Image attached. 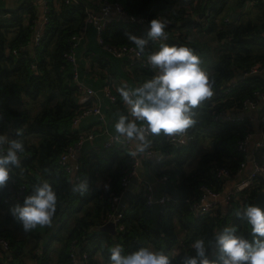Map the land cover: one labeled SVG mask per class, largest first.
Segmentation results:
<instances>
[{"label":"trees","instance_id":"16d2710c","mask_svg":"<svg viewBox=\"0 0 264 264\" xmlns=\"http://www.w3.org/2000/svg\"><path fill=\"white\" fill-rule=\"evenodd\" d=\"M109 1H119L130 16L146 17L149 21L159 18L164 22L168 29L165 44L193 50L210 82L214 81L213 95L194 110L197 123L190 128L195 137L193 143L178 146L163 135L149 138L151 146L170 154L163 162L147 160L145 164L155 180L167 177L165 184H158L157 193L169 194L171 201L148 207L139 191L122 210L124 230L112 236L99 227L106 224L112 197L120 196L123 191L121 179L130 169L128 152L119 147L103 148L99 152L81 151L77 156L78 177L88 184L83 195L72 191L75 179L59 164L60 156L81 134L73 126L81 105L73 69L65 54L70 50L71 37L84 26L88 3L50 0L45 13L47 22L36 44L34 30L40 18L36 4H24L10 16H0V135L16 138V130L20 129L25 147L20 154L21 166L10 173L18 183L25 184V196L14 200L17 187L10 180L0 188V239H5L9 245L7 264H70L71 254L77 247L81 262L110 264L109 249L117 243L125 254L145 247L163 251L172 264H180L183 256L194 255L191 245L197 238L206 242L212 240L214 248V233L225 227H235L238 235L253 239L250 226L238 218L236 212L254 205L257 193L264 188L262 178L233 197L232 207L224 211L196 218L191 214L190 203L200 195L199 188L203 184L223 192L229 180L238 178L240 165L246 161V156L237 151L236 143L248 133H255L251 122L247 118L220 121L215 120V116L224 111H243L245 100L255 99L256 92L264 94V75H243L253 67H264V0ZM249 6L255 7L256 13H252ZM195 29L201 35H211L217 47L191 37L190 32ZM148 31L149 27L138 23L112 21L104 30V39L109 45L119 47L135 46L125 33L144 38L148 40L142 54L145 57L160 48L149 39ZM102 50L101 53L92 50L91 66L98 64L97 73L102 76L103 85L111 83L117 97V101L105 109L109 130L116 133L117 113L129 114L116 91L118 86L124 85L121 78L126 80L128 88L134 89L151 79L154 73L139 63L128 69L127 58H123L126 69L118 68L115 64L120 59ZM32 64H36V68H32ZM240 75L243 78H239ZM33 109L35 114H32ZM258 129L264 133V120ZM206 140L210 148L201 151L195 167L189 169L187 164L197 145ZM253 157L264 166V145L253 150ZM220 167L228 169L229 178L217 177L216 170ZM45 180L56 192V213L51 226H43L42 234L48 236V241L43 247L29 248L27 240L19 236L22 224L10 209L18 204L23 206L33 186ZM54 243L60 245L57 259L51 254ZM178 247L179 252L174 254ZM210 254L213 259L219 256L218 251L212 249Z\"/></svg>","mask_w":264,"mask_h":264},{"label":"clouds","instance_id":"9594fccd","mask_svg":"<svg viewBox=\"0 0 264 264\" xmlns=\"http://www.w3.org/2000/svg\"><path fill=\"white\" fill-rule=\"evenodd\" d=\"M165 27L159 18L152 19L147 33L149 39L167 40ZM125 36L136 46L138 55L144 53L148 40L130 33ZM147 62L155 73L151 79L134 89L127 85L116 89L129 113H117L116 139L123 138L134 145L131 157L151 147L150 137L186 133L197 123L194 110L213 95L214 81L210 82L200 58L192 49L161 43L158 51L148 55ZM21 137L20 129L16 130V138L0 135V188L7 185L13 168L21 166L20 154L25 151ZM87 190L86 180L73 181V192L83 195ZM56 207V192L45 180L33 186L23 206L15 205L10 211L23 230L30 232L37 226H51ZM236 216L250 226L252 240L238 235L235 227H225L214 233V248L212 240L206 242L197 238L191 245L194 255L183 256L180 264H264V210L248 205L242 212H236ZM210 249L218 251V258H210ZM109 252L110 264H172L163 251L145 247L125 254L124 248L117 243Z\"/></svg>","mask_w":264,"mask_h":264},{"label":"built area","instance_id":"2783aa9c","mask_svg":"<svg viewBox=\"0 0 264 264\" xmlns=\"http://www.w3.org/2000/svg\"><path fill=\"white\" fill-rule=\"evenodd\" d=\"M75 1V0H66ZM50 0H40L39 5L43 9L42 17V28L47 22L45 13L47 11V4ZM97 8H87L86 17L84 21V26L81 31L71 37L70 40V50L65 54L67 61L71 64L73 69V80L77 86L79 104L81 105L80 112L76 115L73 120V126L78 127L79 122L88 116L97 117L98 127H95L92 130H89L85 133H81L78 141L69 146L65 152L60 156L59 164L62 168L70 175L74 177L75 180L79 179L78 177V163L77 156L81 152L83 143L86 140H92L96 133L104 136L103 148L105 150H110L116 147L126 150L130 159V169L121 179V187L123 189L120 196H113L111 201V212L107 214L108 222H113L115 225L116 231H123L124 226L121 223L123 218L122 209L115 214L117 211L120 198L124 191L128 188L131 180L133 178L138 179L139 167L142 165L144 160H150L154 162H163L166 159L170 158V154L162 150L155 149L151 146L144 153L137 155L136 157H131L130 152L134 150V145L124 140L123 138L117 140V133L111 132L106 125L104 111L102 105L99 103L102 99H106L108 104H114L117 101L116 95L113 93L111 83H106L102 88H94L91 85L85 83L80 76V66L76 58V50L80 46V43L85 38L88 28L92 27L95 31V37L97 43L102 46V48L110 53L114 58H127L128 59V69L136 64H140L143 68L152 71L151 66L147 62L148 56H143L142 54L138 55V49L135 46H119L113 47L105 42L104 39V30L106 26L112 22H121V23H138L145 27H149L150 21L146 17H134L130 16L127 11L124 9L122 4L119 1L111 2L109 0H95ZM34 30V42L35 44L40 41L42 31ZM165 32L168 37V29L165 27ZM177 35V33H175ZM158 43H165L166 40H153ZM32 68H36V64H32ZM264 73V67H253L249 72L243 74L245 76L258 75ZM155 74V73H154ZM255 99H247L243 102V111L256 109L260 104H264V94L256 92ZM236 114L231 111L220 112L215 116V120L225 121V120H239V117L232 118L231 115ZM264 120V114L262 113L259 117V123H262ZM99 129V132H97ZM262 132V131H261ZM254 136V133H248L244 138L240 139L236 143V149L240 153L246 156V161L244 160L240 169L237 172L240 181L234 185L233 189L228 192H218L213 190L211 187L203 184L200 186L199 191L200 195L190 203L191 214L199 218L205 215H212L217 213L219 210L224 211L227 208L232 207L233 197L245 189L250 188L254 184L257 178L260 175H264V166L260 165L253 157V150H257L263 147L264 133L260 141L254 144L253 149L250 147V142ZM169 141L178 146H186L195 141L194 135L191 133V130L188 129L186 133L176 135L174 137H169ZM251 155L252 159L249 161L247 156ZM74 161L75 163H73ZM249 166V171H247ZM246 173V175H244ZM217 177L219 178H229V171L225 167H220L216 170ZM80 180V179H79ZM139 190L143 193L145 203L148 207L154 205H164L165 203L171 201V196L169 194H158L157 185L165 184L167 182L166 176H160L155 181H152L146 177H140L139 179ZM10 181L13 185H16L17 190L14 193V200L17 201L22 199L25 196L26 186L25 184L18 183L15 178L10 175ZM8 242L5 239H0V262L2 264H7L8 259ZM70 264H89L87 261L81 262L76 254V249L74 253L71 254Z\"/></svg>","mask_w":264,"mask_h":264},{"label":"crops","instance_id":"0c3cea01","mask_svg":"<svg viewBox=\"0 0 264 264\" xmlns=\"http://www.w3.org/2000/svg\"><path fill=\"white\" fill-rule=\"evenodd\" d=\"M39 1L40 0H0V16H10L12 12L15 11H19L20 8L22 6H24V4H29L30 2L32 4H36L39 8H40V18H38L36 24H35V30L36 31H42V17H43V9L42 7L39 5ZM85 2L88 3L89 8H97L96 2L95 0H84ZM234 17L236 16L235 14L233 15ZM35 31V32H36ZM91 31L88 30L86 33L85 38L82 40V42L80 43V46L77 48L76 50V58L78 60L79 66H80V76L82 78V80L87 83L88 85H93L92 83H95L94 88H102L103 86V79L100 77V75L97 73L99 70L98 65L95 64L93 67L91 66V60H92V56L94 55V53L92 52V50H90L89 45L91 43V38L89 36V33ZM96 40V37H95ZM97 42V41H96ZM31 47V46H30ZM79 55V58H78ZM120 60H118V62L115 64L116 67L118 68H123L124 70L126 69L125 63H123L124 59L123 58H119ZM128 62V59H127ZM98 77H97V76ZM261 75H264V73H262ZM122 82L124 83V85L127 84L126 80L124 78H121ZM92 86V87H93ZM102 105V109L104 111V115H105V120H106V125L109 128V122H108V117L106 116L105 113V109H108V102L106 99H102V101L99 102ZM264 104H260L256 109H252V110H245V111H240V112H236L237 115H239V118H247L251 124L253 125V128L256 130L254 133V136L250 142V147L251 149H253L254 144L258 141H260L261 136H262V132L258 129V125H259V117L262 114L263 111V106ZM95 127H98V121H97V117L94 116H88L83 118L78 125V129L80 130L81 133H85L89 130L94 129ZM76 128V127H75ZM76 128V129H77ZM97 132H99V129H97ZM104 136H102L99 133H96L95 137L92 140H86L81 148V153L83 152H99L103 150V142H104ZM37 140V139H36ZM144 160L142 165L139 167V171H138V179L140 177H146L148 178V176L150 178L153 179V181H155L154 177H152L150 174V169L146 166ZM73 163H75L74 161H72ZM249 166L247 171H249ZM246 175V173L244 174ZM238 177L235 180H229L228 183L226 184L225 188H224V193H228L230 192L234 185L237 184L239 181ZM259 178H262V182L264 184V175H260ZM159 187V185H157V188ZM264 190V188H263ZM140 190L138 189V191L135 193V195L139 192ZM55 227H56V222H55ZM44 228L43 226H37L35 229H33L32 231H30V234L25 233L23 235V227L21 229L20 232H22L20 234L19 232V236L21 238H25L27 240L28 244H31V242L33 241V246L37 245L38 247H43V245L48 241V236L45 235V233L42 234ZM33 234V235H32ZM40 234V235H39ZM54 255L56 254V258L58 257V254L56 253V251L59 250L60 245L58 243H55L54 245ZM179 250V247L176 248V250H174V254H176ZM210 258L212 257V254L209 255Z\"/></svg>","mask_w":264,"mask_h":264},{"label":"rangeland","instance_id":"374dc122","mask_svg":"<svg viewBox=\"0 0 264 264\" xmlns=\"http://www.w3.org/2000/svg\"><path fill=\"white\" fill-rule=\"evenodd\" d=\"M234 4V1H232V3H231V6ZM249 8V10L252 12V13H256V11H257V9H255V7H252V6H249L248 7ZM89 30L91 31L90 33H89V36H90V38L92 39L91 40V43H90V45H89V48H90V50H94V51H96V52H98V53H101V52H103V50H102V48L100 47V45L96 42V40H95V31H94V29L93 28H89ZM190 35H191V37H193V38H195V39H200V40H202V41H208L209 43H211L212 45H214L215 47H217V42L215 41V40H213L212 39V36L211 35H208V34H203V35H201V34H199V32L195 29V30H193V31H191L190 32ZM218 53H219V49H218V51L217 50H215V53H214V55H215V57L216 56H218ZM107 56L108 57H110L108 54H107ZM215 57H214V59H215ZM78 58H79V55H78ZM97 64V63H96ZM98 65V64H97ZM103 75H105L106 74V72L104 73V72H101ZM97 76V75H96ZM98 77V76H97ZM100 77H102V76H100ZM35 114V109H33V111H32V114ZM208 148H210V143H209V141L208 140H206V141H203V142H200L198 145H197V148H196V150H195V152H194V156H193V158L191 159V161L187 164V167L189 168V169H192V168H194L195 167V164L197 163V160H198V158H199V154H200V152L201 151H204V150H206V149H208ZM54 228H56V227H54ZM22 232H20V234H21ZM25 233H28V234H30V232H25L24 230H23V235L25 234ZM33 235V234H32ZM33 241L31 242V244H28V247L29 248H31V247H33ZM54 245H55V243L52 245V252H51V254L52 253H54ZM176 250V249H175ZM178 252H179V250H178ZM56 253H57V251H56ZM54 257H56V254L54 255Z\"/></svg>","mask_w":264,"mask_h":264},{"label":"water","instance_id":"95a60500","mask_svg":"<svg viewBox=\"0 0 264 264\" xmlns=\"http://www.w3.org/2000/svg\"><path fill=\"white\" fill-rule=\"evenodd\" d=\"M239 78H243V75H240ZM231 117L236 118V117H239V115L232 114ZM247 159L250 161L252 159V156L248 155ZM238 181H240V178ZM139 185H140V183H139V180L137 178H133L131 180L128 188L124 191V193L122 194V196L120 198L119 205H118V208H117V211L115 212V214H117L122 209V207L125 204H127L129 200H131L133 198V196L135 195V193L139 189ZM254 205L259 206L262 210H264V190H261L257 193V196L254 199ZM99 230L108 232L112 236H116V234H117V231L115 229V225L113 222H108V223L102 225L101 227H99ZM79 252H80V248L77 247L76 248V254H79Z\"/></svg>","mask_w":264,"mask_h":264}]
</instances>
